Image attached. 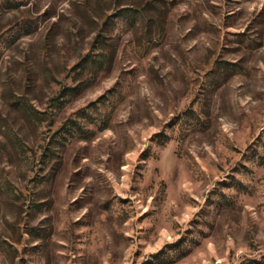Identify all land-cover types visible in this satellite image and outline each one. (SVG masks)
<instances>
[{
	"label": "rangeland",
	"instance_id": "374dc122",
	"mask_svg": "<svg viewBox=\"0 0 264 264\" xmlns=\"http://www.w3.org/2000/svg\"><path fill=\"white\" fill-rule=\"evenodd\" d=\"M0 264H264V0H0Z\"/></svg>",
	"mask_w": 264,
	"mask_h": 264
}]
</instances>
